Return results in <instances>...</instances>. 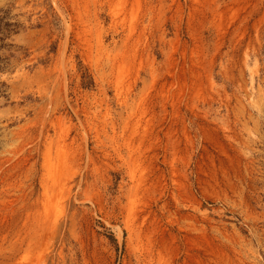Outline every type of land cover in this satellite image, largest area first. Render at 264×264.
<instances>
[{"label":"rangeland","instance_id":"obj_1","mask_svg":"<svg viewBox=\"0 0 264 264\" xmlns=\"http://www.w3.org/2000/svg\"><path fill=\"white\" fill-rule=\"evenodd\" d=\"M0 264H264V0H0Z\"/></svg>","mask_w":264,"mask_h":264}]
</instances>
